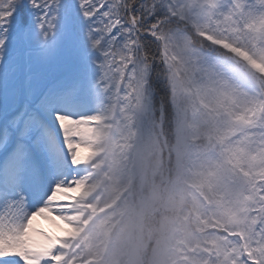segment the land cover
Listing matches in <instances>:
<instances>
[{"label":"snow or ice","instance_id":"snow-or-ice-1","mask_svg":"<svg viewBox=\"0 0 264 264\" xmlns=\"http://www.w3.org/2000/svg\"><path fill=\"white\" fill-rule=\"evenodd\" d=\"M0 264H264V0H0Z\"/></svg>","mask_w":264,"mask_h":264},{"label":"bare ground","instance_id":"bare-ground-1","mask_svg":"<svg viewBox=\"0 0 264 264\" xmlns=\"http://www.w3.org/2000/svg\"><path fill=\"white\" fill-rule=\"evenodd\" d=\"M38 223L40 225H42L46 230L55 231L54 229H52V227L50 225L47 224V222H45L43 220H38ZM57 234H59V233H57Z\"/></svg>","mask_w":264,"mask_h":264}]
</instances>
